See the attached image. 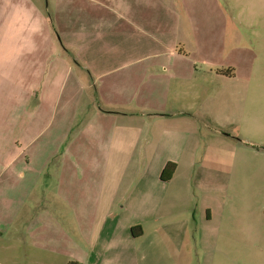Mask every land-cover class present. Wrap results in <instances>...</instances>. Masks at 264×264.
<instances>
[{"label": "crops", "instance_id": "0c3cea01", "mask_svg": "<svg viewBox=\"0 0 264 264\" xmlns=\"http://www.w3.org/2000/svg\"><path fill=\"white\" fill-rule=\"evenodd\" d=\"M81 1L84 6L60 0L55 20L43 18L40 31L50 26L58 39L49 35L40 47L38 84L25 92L18 114L7 106L11 133L0 137V151L8 156L6 170L21 179L0 181V203L6 208L0 219L25 227L31 246L44 253L28 264H140L144 244L170 236L173 221L181 219L175 208L204 195L199 173L211 171L191 145L201 114L209 120L214 116L204 102H187L190 79L195 83L200 75L202 49L191 47L185 28L190 10L178 0ZM225 22L229 29L230 21ZM0 23L5 28L6 22ZM38 28L31 22L21 27L32 34ZM101 28L105 39L96 38ZM113 33L118 38L108 42ZM171 33L177 41L168 45ZM227 37L236 41L231 33ZM10 41L1 47L0 58L11 67L24 51ZM223 50L233 52L229 46ZM112 57L116 68L108 67ZM203 65L218 78L224 76L219 71L231 69L226 68L230 63ZM115 74L134 82L127 101L112 98L123 91ZM145 93L164 104L153 112L135 110L144 107L139 97ZM124 106L134 110L122 112ZM169 163L177 167L171 180L163 181ZM14 184L22 187L16 196ZM217 194L213 186L207 195ZM201 217L203 228L213 220L209 208Z\"/></svg>", "mask_w": 264, "mask_h": 264}, {"label": "rangeland", "instance_id": "374dc122", "mask_svg": "<svg viewBox=\"0 0 264 264\" xmlns=\"http://www.w3.org/2000/svg\"><path fill=\"white\" fill-rule=\"evenodd\" d=\"M57 1L0 0V22H6L5 28H0V49L14 40L20 52L24 51L17 64L11 67L0 58V137L11 133L9 123H6L10 111L14 110L13 115L18 114L17 107L25 102V92L38 84L40 47L49 35L56 37L50 26L44 32L40 30L44 19L55 20V6L60 4V0ZM112 1L117 3V0ZM78 2L77 6H84V2ZM178 3L185 4L184 7L190 10L185 28L191 47L198 45L202 49L197 66L200 75L195 73L198 74L195 83L190 79L187 102L190 106L204 102L206 110L214 116L209 120L201 114L198 136L191 147H196L199 160H205L204 164L211 171L199 173L205 180L202 184L204 195L194 203L186 201L179 204V209L175 208L181 219L173 221L174 225L170 227L173 230L168 231L170 236L158 237L156 242L151 238L144 244L139 253L140 264H264V0H178ZM227 20L231 23L229 29L225 25ZM30 22L40 27L38 32L22 33L21 27ZM12 26L15 27L13 31ZM178 29L183 33L182 28ZM100 31L96 38L105 39L103 29ZM230 33L235 36V42L228 39ZM116 38L118 36L113 33L112 37L107 36V41ZM120 38L124 40L123 36ZM173 39H177V34L171 33L166 44L177 41ZM79 46L85 47V43ZM226 46L233 50L229 55L224 53ZM96 52L88 53L89 58ZM85 53L80 55L83 60ZM228 63L231 66L226 68L233 69L234 77L220 75L218 78L203 65ZM118 65L117 58L112 57L108 67ZM113 78L123 88L121 93L113 94L114 100H121L122 96L127 101V96L134 95V82H124L118 74ZM155 98L156 95L147 97L145 93L139 97L144 107L136 105L135 110L153 112L157 105L164 104ZM9 104L14 108L8 110ZM125 110L134 109L124 106L122 112ZM45 121L47 117L41 122ZM190 130L195 132L193 128ZM7 162V153L0 151V181L21 179L13 177V170H6ZM43 180L48 182L47 177ZM13 186L16 196L22 187ZM213 186L218 194L210 198L207 194ZM7 194L11 195L10 188ZM208 208L213 220L203 228L201 216ZM5 209V204L0 203V217ZM7 220L0 219V264H13L12 261L28 264L33 256L43 259L44 253L31 246L25 227H19L16 222L10 226Z\"/></svg>", "mask_w": 264, "mask_h": 264}, {"label": "trees", "instance_id": "16d2710c", "mask_svg": "<svg viewBox=\"0 0 264 264\" xmlns=\"http://www.w3.org/2000/svg\"><path fill=\"white\" fill-rule=\"evenodd\" d=\"M218 73L222 74V75H225V76H228V77H234L235 74H234V71L233 69H226V70H222V71H219ZM176 164L175 163H169L163 174H162V180L163 181H169L171 180V178L173 177L174 173H175V170H176ZM133 234L136 236V229L133 228ZM68 264H81L77 261H71L69 262Z\"/></svg>", "mask_w": 264, "mask_h": 264}]
</instances>
